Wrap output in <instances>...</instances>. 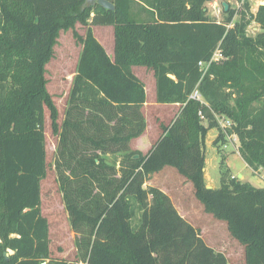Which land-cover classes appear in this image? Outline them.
Returning <instances> with one entry per match:
<instances>
[{
  "label": "trees",
  "instance_id": "1",
  "mask_svg": "<svg viewBox=\"0 0 264 264\" xmlns=\"http://www.w3.org/2000/svg\"><path fill=\"white\" fill-rule=\"evenodd\" d=\"M108 1L113 9L87 0H0V264H233L164 191L144 186L164 167L190 182L204 212L226 224L243 246L244 264H264V186L241 181L222 161L219 187L207 188L204 177L210 129L218 131L214 144L235 135L253 171L264 166V4L251 12L243 3L238 20L228 5L217 21L207 11L211 0ZM252 21L260 31L249 36ZM76 23L88 26L84 37ZM90 25L113 27L112 58ZM68 30L81 51L59 125L44 74L59 32ZM216 49L223 59L201 76L198 63ZM134 65L153 71L156 103L180 105L145 154L129 148L146 127L145 88ZM195 90L201 99L190 97ZM44 107L78 237L72 261L50 257L40 211ZM217 116L231 123L224 131ZM6 249L13 252L7 260Z\"/></svg>",
  "mask_w": 264,
  "mask_h": 264
},
{
  "label": "rangeland",
  "instance_id": "2",
  "mask_svg": "<svg viewBox=\"0 0 264 264\" xmlns=\"http://www.w3.org/2000/svg\"><path fill=\"white\" fill-rule=\"evenodd\" d=\"M263 1L242 0L237 5L235 0H230L231 8L235 12L233 20H238L239 13L246 11L243 3L246 2L249 10L255 12L260 2ZM206 7L210 17L221 20V12L223 9L221 5V10L218 14L212 13V10L207 4ZM87 27L86 25L83 26L76 23L75 31L84 37ZM90 28L104 49L112 54L114 43L113 27L111 25H90ZM259 31L260 27L254 21L250 22L246 27V35L249 36H254ZM80 51L81 44L73 36V31H60L57 43L54 46V55L45 65V87L57 109V122L59 125L63 121L67 108V100ZM131 69L144 83L145 97L149 102L148 106L142 109L146 122V131L144 134L145 146L142 147L145 150L160 135L161 125H168L170 123L175 111L166 104L155 102V78L151 69L141 65H134ZM255 105L258 106L259 104L255 103ZM43 118L46 167L45 176L40 181V211L48 221V249L50 257L72 261L76 260L79 255L76 244L78 237L76 232L70 227L68 214L64 205L62 190L58 180L59 174L57 173L55 164L58 136L52 133L49 110L46 107L43 108ZM217 133L218 131L216 129H211L208 134L209 137L206 136L208 141L212 138L210 145L214 148L209 149H212V152L215 153L213 166L212 164L209 166L210 175L207 176V178H211V183L214 185V188L220 185V161L227 166L231 175L237 176V173L240 172L243 175V178H240V180L244 179L241 181H247L257 187H260V185L263 186L264 166L253 171L244 163L238 153V139L234 135H227L223 142L214 144ZM129 148L134 150L130 146ZM168 168V171H163L155 176L153 175L150 180L144 183V186L153 185L160 188L169 197L171 194V197L173 199L175 198L172 201L170 197L173 205H177L178 209L184 212L182 213L184 218L199 231L200 236L206 244L217 251L223 252L230 263L244 264L243 246L229 235L226 224L215 219L212 215L205 213L201 203L194 197L191 183L182 179L176 171L172 172L170 167ZM66 173L67 171H65Z\"/></svg>",
  "mask_w": 264,
  "mask_h": 264
},
{
  "label": "crops",
  "instance_id": "3",
  "mask_svg": "<svg viewBox=\"0 0 264 264\" xmlns=\"http://www.w3.org/2000/svg\"><path fill=\"white\" fill-rule=\"evenodd\" d=\"M106 52H107V54H108V56L110 57V58H112L113 57V53L111 54L110 52H108L107 50H105ZM132 68V67H131ZM144 88H145V86H144ZM148 101L146 100V97H145V103H144V105H143V107H142V109H144L146 106H148ZM168 107H172L173 108V110L175 111L174 112V114H173V116H172V118H174V116L176 115V113L178 112V110H179V108H180V105L179 104H166ZM144 111V110H143ZM143 114H144V112H143ZM211 130V129H210ZM209 130V131H210ZM145 131H146V128H145V130L143 131V133L141 134V135H139L138 137H136V138H133L131 141H130V143H129V146L132 148V149H134V150H138V151H140V152H142V153H146L149 149H150V147L152 146V144L156 141V139L154 140V142L153 143H151V145H149V147L147 148V149H143L142 147H144L145 146V142H144V134H145ZM209 131L207 132V135L206 136H208V134H209ZM209 137V136H208ZM210 142H212V138H211V140L210 141H208L207 139H205V161H204V177H205V182H206V184H207V186H210V187H214V185L211 183V178L209 177V178H207V176H209L210 175V173H209V166L212 164V166H213V161L215 160V153H213L212 152V149L214 148V147H212L211 145H210ZM209 148H212V149H209ZM209 152V153H208ZM208 154H209V158H208ZM242 159V158H241ZM243 160V159H242ZM245 163V162H244ZM171 168V167H170ZM168 167H164L162 170H160L159 172H157V173H154L153 175L155 176V175H158V174H160L161 172H163V171H168ZM172 170V172L173 171H175V169L174 168H171ZM174 169V170H173ZM238 174H240L241 175V177L240 178H243V175L240 173V172H238L237 173V176L236 177H238ZM240 178H238V179H240ZM182 179H184L183 177H182ZM185 180V179H184ZM241 180H244V179H241ZM186 181V180H185ZM262 185H260V187H261ZM264 186V185H263ZM170 197H171V194H170ZM171 199H172V201H174V199H173V197H171ZM175 205V204H174ZM175 208L177 209V211L182 215V213H184V212H182L181 211V209H178V206L177 205H175ZM183 216V215H182ZM184 217V216H183Z\"/></svg>",
  "mask_w": 264,
  "mask_h": 264
},
{
  "label": "built area",
  "instance_id": "4",
  "mask_svg": "<svg viewBox=\"0 0 264 264\" xmlns=\"http://www.w3.org/2000/svg\"><path fill=\"white\" fill-rule=\"evenodd\" d=\"M224 2L227 4V6L230 5V0H211V1L207 2L206 4L210 7V9L212 10V13H214V14L217 13L218 14L220 12V10H221L220 5L223 8L222 3H224ZM235 2L238 5V3L242 2V0H235ZM216 20L219 21V19H216ZM221 59H223L222 53L220 52L219 49H216L208 61H205V62L200 61L198 64H199L200 69L202 71V75L201 76H203L205 74L207 68L209 67V65L212 62H215V61L217 62V61H219ZM190 97L191 98H195V99H201V96H200V94L198 93L197 90L193 91L191 93ZM217 120H218L219 126L221 127V129L223 131L227 127H229L230 124H231L230 121L227 120L226 118H224L223 116H217Z\"/></svg>",
  "mask_w": 264,
  "mask_h": 264
},
{
  "label": "water",
  "instance_id": "5",
  "mask_svg": "<svg viewBox=\"0 0 264 264\" xmlns=\"http://www.w3.org/2000/svg\"><path fill=\"white\" fill-rule=\"evenodd\" d=\"M94 2H96L97 4H99L100 6L106 8V9H113V4L111 2H109L108 0H87V4H93ZM264 4V1L263 2H260L259 5H263ZM223 7L224 8H227V4L224 2L222 3ZM169 77H173L171 74H168ZM241 175L238 174V177L237 178H240ZM207 188H210V186H207ZM13 252L9 249H6L4 250L3 252V256L4 258L7 260L9 258V255L12 254ZM40 264H46V261L43 260Z\"/></svg>",
  "mask_w": 264,
  "mask_h": 264
}]
</instances>
